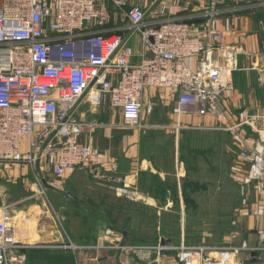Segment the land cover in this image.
I'll list each match as a JSON object with an SVG mask.
<instances>
[{
  "label": "built area",
  "instance_id": "built-area-1",
  "mask_svg": "<svg viewBox=\"0 0 264 264\" xmlns=\"http://www.w3.org/2000/svg\"><path fill=\"white\" fill-rule=\"evenodd\" d=\"M224 1L212 0L197 18H173L166 3L148 15L138 6L126 10L127 0H0V165H44L64 178L91 161L93 146L81 136L92 124L77 117L85 100L100 105L108 97L125 127L144 129L145 114L155 107L148 92L169 90L173 130L189 128L188 118L225 121L220 102L235 89L240 50L219 29ZM136 38L143 49L138 63ZM224 129L236 134L242 156H250L246 182L264 194V138L249 147L236 127ZM0 212V264H25L11 210ZM176 250L178 264H245L242 253L264 247L252 249L243 240L240 247Z\"/></svg>",
  "mask_w": 264,
  "mask_h": 264
},
{
  "label": "crops",
  "instance_id": "crops-1",
  "mask_svg": "<svg viewBox=\"0 0 264 264\" xmlns=\"http://www.w3.org/2000/svg\"><path fill=\"white\" fill-rule=\"evenodd\" d=\"M211 1L160 0L157 9L159 5L166 3L169 5L168 17L197 18ZM146 6L150 5H140L145 10ZM221 8L225 14L219 21V29L227 34V44L240 50L238 69L233 74L235 89L220 102L226 117L225 121L222 120V133H229L224 128L236 127L237 135L243 143L255 147L260 139L258 142L251 139L244 126L249 127L247 130L251 131L253 137L255 134L260 137L264 133V0H225ZM194 22L198 23V19ZM131 45L137 54L133 61L138 63L143 51L142 45L138 38ZM172 94L175 93L152 89L147 97H155L156 100L159 96L168 98ZM158 108L151 114H145L144 129H158L168 120L160 118ZM91 110L102 111L101 115L109 123H96L97 115ZM77 117L92 124V128L82 134L81 141L93 146L94 156L84 166L68 173L66 179L61 178L62 189H71L73 192L65 190L64 196L57 194V191L50 194L60 184L55 181L57 177L44 165L36 170L24 165H0V178L4 180L0 184V211L5 206L11 210L12 234L16 243L21 246L18 253L27 256L25 264H72L77 261L83 264H178L176 260L174 262L168 259L169 253H158L155 249L161 245L162 239H167L165 237H159L157 246H144L143 243L135 246L128 242L126 232L119 234L110 230L107 225H102V222L93 228L89 220L92 211L86 205L89 200L84 196L87 187L100 186L109 189L117 200L121 196H128V200L133 203L143 202L154 210L159 219L166 214L168 207L172 208L174 202L185 201L181 182L185 170L179 163L178 154L175 153L174 163L169 170L159 162L152 166L141 160L144 146L141 133L144 130L125 127L124 116L112 108L108 97L102 98L100 105L85 100L78 108ZM251 117L253 123H248ZM171 119L174 121L173 114ZM230 133L235 138L236 134ZM123 161H132L133 165L126 167L122 164ZM145 174L148 179L143 178ZM70 175L73 178H69ZM38 177L43 182L38 183ZM167 177L175 181L176 193L171 195L169 191L160 195L159 188L167 182ZM57 188L55 190H59ZM54 197L67 200V212H57L53 205ZM66 207L61 209L65 210ZM100 213L98 211V216ZM248 223L252 227L247 230L244 226L241 231L243 239L231 246L240 247L245 240L252 249L264 247L263 222L257 226H254L253 221ZM182 228L184 231L185 227ZM161 229L160 226L156 228L158 234ZM71 245L75 249L69 248ZM180 245L185 246L184 237L179 242L178 246L181 247ZM257 255V259L248 253H242L240 257L245 264H264V252H257Z\"/></svg>",
  "mask_w": 264,
  "mask_h": 264
},
{
  "label": "rangeland",
  "instance_id": "rangeland-1",
  "mask_svg": "<svg viewBox=\"0 0 264 264\" xmlns=\"http://www.w3.org/2000/svg\"><path fill=\"white\" fill-rule=\"evenodd\" d=\"M159 1L127 0L125 9L129 10L132 7L148 4L150 6H146V10L148 15H152L157 10ZM118 19L121 25L122 20L120 17ZM154 99L150 97V100L155 103L154 109L159 107L160 118L165 117L168 120L164 121L158 129H141L144 130L141 133L144 142L143 153L140 155L141 160L155 166L157 162H163L165 159L171 160V157H175V153L178 154L179 163L185 170V175L181 179L182 188L185 187L188 197L186 199L190 203L187 204L186 201L173 203L172 208L168 207L169 211L167 210L166 214L155 224L154 210L147 208L143 202L137 203L136 206L131 205L128 196H121V199L126 200L119 201L109 189L90 186L85 189L84 196L89 200L86 205L92 211V217L89 220L93 228L99 226L101 218H105L111 226L122 229L124 215H129L132 226L129 230L132 236L128 242L135 246L143 243L144 246L150 247L157 246L159 237L171 238L175 245L167 248L169 252L165 251V253H169L170 258L168 259L175 262L177 261L176 249L183 237L187 247L223 248L236 245L243 239L242 228L245 226L248 230L250 226L252 227L249 221H253L254 226L263 222L264 226V216L261 211L264 194L257 190L255 183L246 182L250 156H242L239 150L240 144L237 143L233 134L222 133L224 127L222 119L211 115L204 118H188L186 123L189 128L175 131L171 128L174 125L171 118L175 95L172 94L168 98L159 96L156 100ZM91 111L97 115L96 123H109L107 118L101 115L102 111ZM248 128L244 126V130L251 139L258 142L260 137L264 138V133L260 137L258 134L253 137L251 131L247 130ZM181 143H190L191 155L181 152ZM122 164L131 167L133 162L123 161ZM165 168L169 170L171 167L168 165ZM73 176L70 175L69 178ZM169 179L171 177H167V183L171 184L173 180ZM61 180V178H55V181H59L60 186L55 184L59 190L55 188L53 193L49 192L50 194H55L54 192L57 191V194L64 196L68 189H65L66 191L62 189L64 187L61 186ZM3 182L4 180L0 178V184ZM68 191L73 192L71 189ZM170 194L172 195L171 192ZM54 199L53 205L57 212L68 211L67 200L61 197H54ZM61 207H66V209L62 210ZM121 210L123 212H120ZM98 211H101L100 216H98ZM109 211L110 215H107ZM158 226L164 227L160 234L156 230ZM182 226L185 227L184 231ZM135 239H145L150 243Z\"/></svg>",
  "mask_w": 264,
  "mask_h": 264
},
{
  "label": "trees",
  "instance_id": "trees-1",
  "mask_svg": "<svg viewBox=\"0 0 264 264\" xmlns=\"http://www.w3.org/2000/svg\"><path fill=\"white\" fill-rule=\"evenodd\" d=\"M173 147H174V144H173ZM181 152L182 153H184V154H189V155H191V153H192V147H191V145H190V143H181ZM185 159H186V157H185ZM160 163L162 164V165H165L166 167L169 165V167H171L172 166V164L174 163V157H171V160L170 159H165L163 162L162 161H160ZM171 165V166H170ZM167 173H169V171H167ZM143 178H146V179H148V176H147V174H145V175H143ZM145 179V180H146ZM170 180H172V179H170ZM174 183H175V181H173L171 184H169V183H164V184H162V186H160V188H159V190H160V195L162 194V193H167V192H171V193H173V192H175L176 193V190H175V185H174ZM183 194H184V198H185V201L187 202V204H189L190 202L186 199V198H188L187 197V195H186V193H185V187L183 188ZM126 199H119V201H125ZM176 202H178V201H176ZM176 202H174V203H176ZM131 203V205H135L136 206V204L137 203H133V202H130ZM147 208H149L148 206H146ZM149 209H151V208H149ZM120 212H123V210H121ZM107 215H110V211L107 213ZM125 216V219H123V222H124V227L121 229V228H119V227H114V226H111L108 222H107V220H105V218H101L100 220H99V222H102V223H105V221H106V223H107V225H108V228L110 229V230H113V231H115V232H119V233H124V232H126L127 233V238H129V240H130V238H131V236H132V233H131V231L129 230V227H132L131 226V217H129V215H124ZM99 218V217H98ZM154 218H156V222H155V224H157L158 223V218L155 216ZM115 222H117V221H115ZM106 223H105V225H106ZM162 229H164V227L162 228ZM162 229H161V231H162ZM168 239H171V238H168ZM135 240H140V241H142V242H145V243H150V241L148 242L147 240H145V239H135ZM172 240V239H171ZM173 241V240H172Z\"/></svg>",
  "mask_w": 264,
  "mask_h": 264
},
{
  "label": "water",
  "instance_id": "water-1",
  "mask_svg": "<svg viewBox=\"0 0 264 264\" xmlns=\"http://www.w3.org/2000/svg\"><path fill=\"white\" fill-rule=\"evenodd\" d=\"M161 246H162L163 248H165V249H164V252H165V251H166V252H169V251H167V250H169V249H167V248H172V247H173V243H172L171 239H162V241H161ZM253 256H254L256 259L258 258L257 253H254ZM182 264H183V263H182Z\"/></svg>",
  "mask_w": 264,
  "mask_h": 264
}]
</instances>
